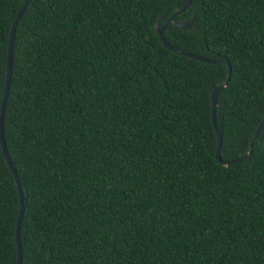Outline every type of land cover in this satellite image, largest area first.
Returning <instances> with one entry per match:
<instances>
[{"label":"trees","instance_id":"16d2710c","mask_svg":"<svg viewBox=\"0 0 264 264\" xmlns=\"http://www.w3.org/2000/svg\"><path fill=\"white\" fill-rule=\"evenodd\" d=\"M186 0H30L3 117L23 192L22 264H264V126L215 158L227 65L168 49ZM0 0V107L12 22ZM163 38L226 59L222 160L264 116V0H192ZM19 194L0 144V264H17Z\"/></svg>","mask_w":264,"mask_h":264},{"label":"water","instance_id":"95a60500","mask_svg":"<svg viewBox=\"0 0 264 264\" xmlns=\"http://www.w3.org/2000/svg\"><path fill=\"white\" fill-rule=\"evenodd\" d=\"M29 2H30V0H23V3L21 4V6H20V8H19V10H18L13 22H12V25H11L10 36H9V41H8V50H7L6 78H5L1 107H0V144H1V148H2L4 158H5L8 166L10 167L11 172L14 176V179H15V182L17 185V189H18V194H19L20 206H19V214H18V220H17L16 230H15L16 248H17V264H22V249H21V245H20L19 231H20L22 214H23V210H24L23 192H22V189L20 186V182H19L16 170H15V168H14V166L10 160V157L8 155L7 146H6L4 133H3V117H4L5 106H6V102H7V98H8V94H9V89H10L11 72H12L13 44H14L16 27H17V23H18V20H19L21 14L25 10V8ZM191 2H192V0H186V2L184 3L183 6L177 8L173 12H171V14L162 23H161L162 17L159 16L154 23V27H155V30H156L158 37L162 40L163 44L168 49H170V50H172V51H174L180 55H184V56H187V57H190V58L202 61V62H207V63L223 62L227 65V73H226L225 78L220 80L215 85V87L213 88L212 93H211V120H212L213 128L215 130L216 138H217V145L215 148V158L217 159V161L219 163H221L223 165H229L231 163H235V162L242 161V160L246 159L247 156L250 154V152L253 148V143H254L258 133L260 132V130L264 126V116L259 121V123L256 125V127L252 133V136L249 140V144H248V147H247V150L245 151V153L242 156L235 158V159H232V160H227V161L222 160L221 155H220L222 139H221L220 130L217 127L216 121H215L216 97H217L219 90L222 89L223 87H225L229 81L230 73H231V65H230L229 61H227L226 59L205 58L202 56H198L194 53L188 52L185 49L176 48V47L172 46L168 41H166L163 38V30L165 28H167V26L171 23H173V25H175V26H179L182 30H192L196 27V18L194 17V15H191L189 17L182 18V19H175V17L179 16L180 14H182L184 11H186L190 7Z\"/></svg>","mask_w":264,"mask_h":264}]
</instances>
